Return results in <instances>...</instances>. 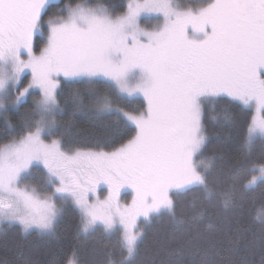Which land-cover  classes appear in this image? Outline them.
Masks as SVG:
<instances>
[{"label":"snow or ice","instance_id":"6c2138e0","mask_svg":"<svg viewBox=\"0 0 264 264\" xmlns=\"http://www.w3.org/2000/svg\"><path fill=\"white\" fill-rule=\"evenodd\" d=\"M53 7L0 0V236L18 226L21 237L58 239L72 206L78 237H104L97 264H137L153 221L195 225L218 204L221 223L206 222L188 248L166 243L167 262L145 264H185L186 253L199 264H256L257 243L264 264V0H128L123 11L80 0L49 15ZM142 19L157 22L148 29ZM62 80L85 87L65 93ZM31 96L13 125L8 112ZM235 108L251 112L238 146L210 151L208 125L230 140L241 126ZM257 189L246 226L235 214ZM189 193L190 216L179 211ZM13 247L19 264H34ZM62 264H81L79 249Z\"/></svg>","mask_w":264,"mask_h":264},{"label":"trees","instance_id":"16d2710c","mask_svg":"<svg viewBox=\"0 0 264 264\" xmlns=\"http://www.w3.org/2000/svg\"><path fill=\"white\" fill-rule=\"evenodd\" d=\"M127 1L128 0H90L91 3L116 6L118 11L124 10L123 6L126 5ZM70 2H80V0H52V3L55 4L56 7L51 9L49 15L56 12L59 7H63ZM183 2L196 4L200 3L201 0H183ZM143 23L147 24L146 21ZM27 82L28 76L24 78V83L26 84ZM61 84L62 87H64L65 93L69 91L70 87H78L82 90L85 87L83 84H69L66 81H63ZM35 98V96L29 97L19 110L12 109L8 112V118L13 125L17 123L21 113L31 109ZM139 103V99H136L133 106H139ZM234 114L241 126L239 129L231 130L232 138L230 140H218L215 133H221V130L215 125H208L210 133L208 148L210 151L217 148L234 149L238 146L239 137H242L245 132L243 123L251 118V112L246 108L243 112H241L239 108H235ZM64 119H66V117H64ZM75 124L76 127L81 130L82 135L89 134L91 128L85 117L77 116ZM6 127L7 125L4 116L2 115L0 117V143L7 142V134L5 133ZM227 134L228 130L221 133V135L224 136H227ZM192 196L193 193H189L187 196L180 198L181 205L179 211L188 216L195 211L189 203ZM260 202L261 190L257 189L255 192L250 193L245 199L243 213H236L235 215H237L246 226L252 225L253 209L258 208ZM225 215L224 211L218 204H216L214 207L210 208L206 221L198 222L195 225L185 224L177 228L170 224L167 218L153 221L152 224L147 227L146 239L141 246L140 255L137 257V264H145V261L150 257H155L158 261L163 260L167 262L170 257L168 256V253L163 250L166 243L171 244L172 247H176L177 244H183L185 248H188V241L195 235L197 230L203 232L206 227V222L221 223ZM227 215L232 216L233 213H227ZM78 225V212L72 206H68L66 208V213L58 226V239H42L35 233L21 237L18 226H13L9 229L6 240L3 236H0V264H4V261H8V264H19V261L16 259V250L13 247L14 243L22 244L25 256L29 257L34 264H49L53 259H55L58 264H62L65 256L68 255L71 250L76 248L79 249L81 264H97V262L101 261L104 257L103 248L97 243V241L104 240V237L99 232L95 237L87 240L78 237ZM249 239H251V237H249ZM105 243L111 247L115 244V238L105 241ZM252 248L256 252V264H259L260 253L258 243L252 245ZM243 252L244 249L241 250V255H243ZM171 259H175V257H172ZM184 260L185 264H199L200 255H188L186 253Z\"/></svg>","mask_w":264,"mask_h":264},{"label":"rangeland","instance_id":"374dc122","mask_svg":"<svg viewBox=\"0 0 264 264\" xmlns=\"http://www.w3.org/2000/svg\"><path fill=\"white\" fill-rule=\"evenodd\" d=\"M127 2H128V1H127ZM144 21H146L147 24H144V23H143ZM156 22H157V21L154 20V19H142V21H141V26H142V27H145V28H148V29H151V27H152L153 25H155ZM26 76H28V82H29L30 79H31L30 74L25 73V74L21 77V84H20V87H21V88L26 87L27 84H28V82H27L26 84L24 83V78H25ZM63 81H64V80H62L61 83H62ZM28 99H29V98H28ZM28 99H27V100H28ZM1 116H2V114H0V117H1ZM37 175H38V174H37ZM130 201H131V197H127V198H125V200H122V203H124V202H128V203H130Z\"/></svg>","mask_w":264,"mask_h":264}]
</instances>
